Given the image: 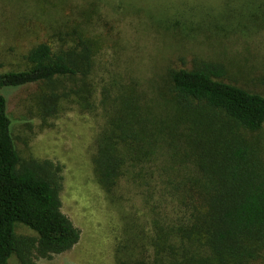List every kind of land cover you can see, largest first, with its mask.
Returning <instances> with one entry per match:
<instances>
[{
  "label": "trees",
  "instance_id": "16d2710c",
  "mask_svg": "<svg viewBox=\"0 0 264 264\" xmlns=\"http://www.w3.org/2000/svg\"><path fill=\"white\" fill-rule=\"evenodd\" d=\"M75 38L66 48L40 43L27 52V69L0 73V264L12 256L17 264L51 259L80 237L61 210L62 165L19 156L1 93L44 84L49 92L39 101L45 114L72 94L91 108L81 94H90L93 46L77 32ZM224 74L211 62L169 70L180 111L171 119L126 99L108 118L94 158L97 181L109 195L122 179L130 181L149 213L147 230L137 228L129 264H252L264 249V162L249 135L264 127V96L221 81ZM65 81L77 89L65 88ZM180 137L196 172L178 178L158 149L178 148ZM17 224L35 235L17 234Z\"/></svg>",
  "mask_w": 264,
  "mask_h": 264
},
{
  "label": "rangeland",
  "instance_id": "374dc122",
  "mask_svg": "<svg viewBox=\"0 0 264 264\" xmlns=\"http://www.w3.org/2000/svg\"><path fill=\"white\" fill-rule=\"evenodd\" d=\"M262 10L264 0H0V73L27 69L26 54L40 43L73 45L75 32L93 46L90 94H81L91 108L72 94L45 114L39 101L49 92L44 84L1 90L19 156L62 165L61 210L80 232L70 250L36 264H129L149 213L130 181L122 179L111 195L97 181L94 158L109 116L126 99L171 119L178 111L169 70L201 62L222 65L221 81L264 96ZM63 86L77 89L70 81ZM249 135L264 162V127ZM183 139L176 140L178 148L158 149L178 178L196 172ZM15 231L35 235L21 224ZM256 256L252 264H264L263 248Z\"/></svg>",
  "mask_w": 264,
  "mask_h": 264
}]
</instances>
